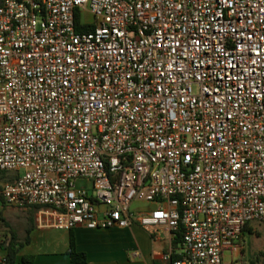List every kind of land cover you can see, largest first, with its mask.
I'll return each instance as SVG.
<instances>
[{
  "label": "built area",
  "instance_id": "1",
  "mask_svg": "<svg viewBox=\"0 0 264 264\" xmlns=\"http://www.w3.org/2000/svg\"><path fill=\"white\" fill-rule=\"evenodd\" d=\"M0 172V209L238 264L264 225V0H3Z\"/></svg>",
  "mask_w": 264,
  "mask_h": 264
},
{
  "label": "crops",
  "instance_id": "2",
  "mask_svg": "<svg viewBox=\"0 0 264 264\" xmlns=\"http://www.w3.org/2000/svg\"><path fill=\"white\" fill-rule=\"evenodd\" d=\"M7 175L8 179L0 181V188L17 178L15 172ZM38 211L32 206H2L0 233L4 241L0 243V263L8 254L6 245L11 231L23 242L16 264H71L72 233L77 249L87 254L88 264H168L164 255L172 252L178 256L181 248L174 244L175 236L165 227L152 231L138 224L96 230L85 227L57 229L40 224Z\"/></svg>",
  "mask_w": 264,
  "mask_h": 264
},
{
  "label": "trees",
  "instance_id": "3",
  "mask_svg": "<svg viewBox=\"0 0 264 264\" xmlns=\"http://www.w3.org/2000/svg\"><path fill=\"white\" fill-rule=\"evenodd\" d=\"M2 1L3 0H0V3ZM92 29H93V26H85V27L79 28L80 31H91ZM7 176L8 175L6 172H0V181L3 179H8ZM35 208L39 209L40 207H35ZM247 232L249 234H253L252 226H249L246 229L245 234ZM11 233H12V236L10 237L6 245L8 254L6 258L0 264H16L17 254L23 245V242L21 241V239L18 238V236L13 231H11ZM182 240H183V231L180 230L175 235L174 244L176 246L181 245ZM69 255H70L71 264H88L87 254L77 249L76 240H75V236L73 233L71 234ZM174 257L177 258V255L176 256L174 255ZM259 263L264 264V251H261L257 257L252 258L249 264H259Z\"/></svg>",
  "mask_w": 264,
  "mask_h": 264
},
{
  "label": "rangeland",
  "instance_id": "4",
  "mask_svg": "<svg viewBox=\"0 0 264 264\" xmlns=\"http://www.w3.org/2000/svg\"><path fill=\"white\" fill-rule=\"evenodd\" d=\"M83 19L92 21V16L89 13H86L85 15H83ZM195 91H197L196 87ZM132 207L133 209L142 207L147 208L149 207V205L143 202H135ZM251 226L253 229V234H249L248 232L245 234L246 242L243 250L240 252V255L238 257V264H249L252 258L257 257L261 251H264V225L258 222H253ZM149 230L152 231L153 229ZM226 256L227 260H229L228 254Z\"/></svg>",
  "mask_w": 264,
  "mask_h": 264
},
{
  "label": "water",
  "instance_id": "5",
  "mask_svg": "<svg viewBox=\"0 0 264 264\" xmlns=\"http://www.w3.org/2000/svg\"><path fill=\"white\" fill-rule=\"evenodd\" d=\"M152 208L155 209V206H153Z\"/></svg>",
  "mask_w": 264,
  "mask_h": 264
}]
</instances>
